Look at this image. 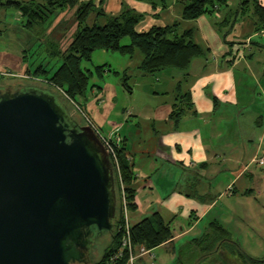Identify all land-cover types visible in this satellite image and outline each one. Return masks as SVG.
Masks as SVG:
<instances>
[{
	"label": "crops",
	"instance_id": "1",
	"mask_svg": "<svg viewBox=\"0 0 264 264\" xmlns=\"http://www.w3.org/2000/svg\"><path fill=\"white\" fill-rule=\"evenodd\" d=\"M81 1L96 6L103 1L108 15L125 7L136 10L144 15L136 27L139 33L178 23L182 30L194 31L195 42L205 52L186 71L166 69L154 75L141 71L144 55L139 50L130 56L98 50L93 55H98L99 65L90 61L88 69L105 70L102 77H93L100 83L93 81L81 106L101 132L124 139L137 202L136 210L128 211V223L132 227L158 213L174 233L171 241L146 254L137 249L135 263L176 264L183 248L198 249L196 241L209 226L203 224L206 218L214 212L210 224L221 222L223 200L235 209L234 201L249 200L246 219L235 209L230 214L255 226L249 214L258 213L254 207L264 213V31L255 32V18L248 21L237 11L232 22L226 18L230 8L219 6L214 15L185 20L183 0ZM239 17L244 18L242 31L230 38ZM90 23L104 25L105 20L94 13ZM179 106L186 111L177 124L171 115ZM198 263L189 257L188 264Z\"/></svg>",
	"mask_w": 264,
	"mask_h": 264
},
{
	"label": "water",
	"instance_id": "2",
	"mask_svg": "<svg viewBox=\"0 0 264 264\" xmlns=\"http://www.w3.org/2000/svg\"><path fill=\"white\" fill-rule=\"evenodd\" d=\"M112 167L53 92L0 87V264H92L115 227Z\"/></svg>",
	"mask_w": 264,
	"mask_h": 264
},
{
	"label": "trees",
	"instance_id": "3",
	"mask_svg": "<svg viewBox=\"0 0 264 264\" xmlns=\"http://www.w3.org/2000/svg\"><path fill=\"white\" fill-rule=\"evenodd\" d=\"M137 1L152 2L153 0ZM183 3V18L196 20L204 15H214L219 6L227 7L228 0H183ZM102 4L103 1L100 6H96L93 1L81 0H0V36L5 32L3 31L5 27L2 26L5 24L3 18L5 11H18L24 21L23 28L33 31L37 35L46 34L53 24L52 21L56 22L59 15L73 11L76 29L67 48L62 50L60 39L53 29L50 30L49 36L54 39H50L46 45L49 46L47 53L52 58L60 59V66L50 75L47 65L39 64L33 72L29 71V73L34 78L33 81L43 79V82L35 81V83L30 80L28 83H24L35 87L42 85L44 90L53 92L59 103L67 109L72 117H74L72 112L74 107L82 110L81 101L86 100L93 77L96 74L102 77L104 73L105 66H98L94 70L83 67V63L90 62L93 54L98 50L117 52L127 56L133 55L136 50L141 51L144 59L140 69L146 75H154L166 69L186 71L194 59L202 57L205 53L202 47L195 42L193 30H182L180 25L175 23L166 27L155 26L147 32L139 33L136 27L144 19L143 14L125 7L116 15H108ZM240 5L239 16H247L245 9L252 8V15L256 20L255 32H263L264 4L262 0H242ZM94 13L104 18V25L90 24V18ZM125 39H129L130 43L123 44ZM126 81L123 79L124 86L128 88ZM185 111L186 109L182 106L176 107L171 118L178 124L185 115ZM78 121L82 127H86L82 118H79ZM122 144L123 142L118 150L119 167L125 185L127 209L131 212L137 208L135 193L130 188L135 179V173L126 159ZM112 168L117 200L115 227L113 232L95 236L93 246L105 236H109L110 241L99 261H94L91 256L93 264H129L130 252L127 249L122 251L120 259L113 260L123 248V232L119 230V227L124 224L125 216L119 194L120 185L117 172L114 166ZM210 226L215 229L214 232L218 231V236L206 234L196 241V243H200L202 250L207 252L206 254H214L221 251L222 248H228L229 251L239 256L243 264H264V259L253 258L245 252L236 240L230 238L228 231L219 223L212 222ZM130 231L135 253L141 246L147 250H153L171 241L174 237L171 224L158 213L154 214L152 218H146L133 225ZM201 256L204 257L203 254Z\"/></svg>",
	"mask_w": 264,
	"mask_h": 264
},
{
	"label": "rangeland",
	"instance_id": "4",
	"mask_svg": "<svg viewBox=\"0 0 264 264\" xmlns=\"http://www.w3.org/2000/svg\"><path fill=\"white\" fill-rule=\"evenodd\" d=\"M241 1L242 0H228L227 7L223 6V8H230L231 11H228V13L226 14V18H232V22L236 17L237 11L240 9ZM245 12L247 14V17L245 19H247L248 21L254 19V16L252 15V8H246ZM4 14L5 15L3 18L5 20V24H3L2 26L5 27L3 28V31L5 32L2 36H0V72L8 74V76H6L7 80H14V82H20L23 84L28 83L30 80L33 81L34 78L30 76L29 71L33 72L35 67H37L39 64L47 65V70L50 71L51 75L52 71H55L60 66L61 61L59 58H52L47 53V49L49 48V46L46 45L50 42V39H54L53 37L49 36L50 30L53 29L54 31H56V35L60 39L61 48L62 50H65L72 40V35L76 29V22L74 19L75 17L73 11H68L59 15L56 22L52 21L53 24L51 23V28L46 31L47 35H37L33 31H28L27 29L23 28L24 21L21 17V14L16 10L5 11ZM243 22L244 18L239 17L238 23L235 26L236 31L232 36H230V38H234V36H238L240 34V32L242 31L241 24ZM225 28L228 29V26L226 24L224 26V29ZM256 40L260 41L259 39ZM129 43V39H125L123 41V44ZM97 56L98 55L92 56L94 65H99L98 63L100 61L96 62L98 61ZM108 64H110V62H108ZM116 65L118 64H114V69L117 70L119 69V67ZM83 67L92 68V65L90 62H84ZM111 76H114L112 78H116V81L118 80L116 74L112 73ZM93 81H97V83H100L98 77L96 76L94 80H91V88L89 89V92L90 90H92V86L94 85ZM39 82H43V79H40L38 83ZM40 87L43 88L42 85H40ZM89 92L87 95L88 97L90 94ZM117 101L120 104L123 103L121 95L118 96ZM82 105H84V102ZM81 109L82 112L79 108L74 107V109H72L73 116L76 120L82 118L84 124L86 125V128H91L88 123V120L90 119L86 116V109L82 106ZM234 202L236 203V209L234 206V208L231 207L229 201L227 202L226 200H223V208L219 212V215L221 217L219 219L221 222L217 223H219L225 230H227L230 238L236 240L240 244L242 249L250 256L256 259H264V213H262L259 207H254L255 209H258V213L254 212L252 214H249V218L254 222V224L253 222L252 224L255 226L249 227L247 221L245 220V215L252 204L249 202V200L244 198L236 200ZM253 205L256 206V203H254ZM234 209L239 216L245 219H235L234 217H232L230 211ZM213 219L214 212L211 213L210 216L206 218L205 223H203L204 225L209 224V226L205 227L206 230L204 232V235L211 234L214 237H217L218 231L214 232L215 229L210 226V221H213ZM131 221H133L132 217ZM109 241L110 237L105 236L103 239L98 240L96 244H94L91 249L92 258L94 259V261H99L101 259L104 254L106 245ZM206 253L207 252L202 250L201 245H199L198 249H196L195 251H191L189 247L183 248L180 252V259L176 262V264H188L189 257L191 255L193 256V259H200L202 257V254L204 257L199 260L198 264H243V261L239 258V256L229 251L228 248H222L221 251L214 254L212 253L210 255Z\"/></svg>",
	"mask_w": 264,
	"mask_h": 264
},
{
	"label": "built area",
	"instance_id": "5",
	"mask_svg": "<svg viewBox=\"0 0 264 264\" xmlns=\"http://www.w3.org/2000/svg\"><path fill=\"white\" fill-rule=\"evenodd\" d=\"M6 76H8L7 73L0 72V80L6 79ZM36 81H39V80H36ZM88 123L91 128H88V127L87 128L90 129L95 134V136L98 138L103 148L107 150L110 160L116 169L118 181L120 185L119 194H120V199L122 202L124 216H125L124 224L119 227V230L123 232V248L115 255L113 260L116 261L117 259H120L123 254L122 251L127 249L130 252L129 264H135L136 253L133 251L131 238H130L131 226L129 225L128 219H127L128 209H127V202H126L125 185L123 184V181L121 178L119 158H118V150L121 146V143L123 142V137L120 134L104 135L90 120H88ZM261 162L264 164V157L262 158ZM140 252L141 254H146L148 250L144 246H141Z\"/></svg>",
	"mask_w": 264,
	"mask_h": 264
},
{
	"label": "flooded vegetation",
	"instance_id": "6",
	"mask_svg": "<svg viewBox=\"0 0 264 264\" xmlns=\"http://www.w3.org/2000/svg\"><path fill=\"white\" fill-rule=\"evenodd\" d=\"M4 86H13V87H22V88L30 87V86L23 84V83H20V82H14V80H9V79L8 80L7 79L0 80V87H4ZM41 89H43V88H41ZM92 247H93V245L91 246V249H92ZM91 263L93 264V262H91Z\"/></svg>",
	"mask_w": 264,
	"mask_h": 264
}]
</instances>
